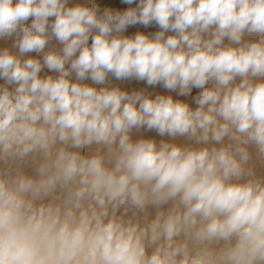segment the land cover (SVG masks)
Wrapping results in <instances>:
<instances>
[{"label":"clouds","instance_id":"clouds-1","mask_svg":"<svg viewBox=\"0 0 264 264\" xmlns=\"http://www.w3.org/2000/svg\"><path fill=\"white\" fill-rule=\"evenodd\" d=\"M119 2L0 0V264H264V0Z\"/></svg>","mask_w":264,"mask_h":264},{"label":"bare ground","instance_id":"bare-ground-1","mask_svg":"<svg viewBox=\"0 0 264 264\" xmlns=\"http://www.w3.org/2000/svg\"><path fill=\"white\" fill-rule=\"evenodd\" d=\"M109 2L111 4H113L114 6H117V7L121 8V9L127 7L126 5H121L120 2H119V0H109ZM137 27H140V26H137ZM135 30H136V28H130L128 31L129 32H134ZM141 30H142V28H141ZM7 43H11V41H8ZM56 46L59 47V45H56ZM30 55H32V54H30ZM112 82L113 83L120 84V86L126 87L129 90H131L133 88L139 89V88H145V87H147V85H146L145 82H137V81H123V82H121V81H115L114 79H113ZM149 90L151 91L152 89H149ZM156 91H162V90L159 89V88H157Z\"/></svg>","mask_w":264,"mask_h":264},{"label":"rangeland","instance_id":"rangeland-1","mask_svg":"<svg viewBox=\"0 0 264 264\" xmlns=\"http://www.w3.org/2000/svg\"><path fill=\"white\" fill-rule=\"evenodd\" d=\"M29 23H30V21H29ZM142 30H144V31H155L157 29L155 27H150L149 29H142ZM32 55H35V53H32ZM45 71H47V70H45Z\"/></svg>","mask_w":264,"mask_h":264}]
</instances>
